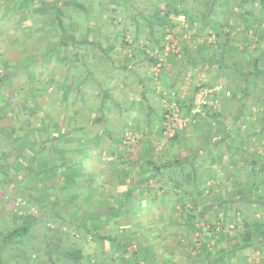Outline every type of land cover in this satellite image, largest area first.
<instances>
[{"label":"trees","instance_id":"16d2710c","mask_svg":"<svg viewBox=\"0 0 264 264\" xmlns=\"http://www.w3.org/2000/svg\"><path fill=\"white\" fill-rule=\"evenodd\" d=\"M233 1L229 0L228 5L225 6L230 9V15L228 18L224 17L221 19L218 15L220 10L216 12L213 8H223V0H206L202 4L199 3V0H156V3L153 4L154 8L150 10L153 16L150 15L149 19L146 20L150 37L155 43H158L160 39L165 42L167 35V32L163 31L160 36H155V29L153 28L155 16L157 17L158 25L161 23L163 28L164 25L168 26L173 21L170 18L171 16H182L186 20L197 16L200 22L194 23V29L198 31V34L199 32L202 34L207 33L209 28L215 31V40L209 42L212 45L211 51L209 52L208 49L210 47L209 44L202 42V55L192 57L191 61L186 63L192 64L194 67L200 64L207 65V69H205L207 72H209L211 66L216 65L215 69L212 70L215 72V79L220 77L227 80L235 79L233 82H222L225 83L224 89L217 92L222 93V98H234L236 102L235 112L229 113L230 126L224 124L219 130L212 128L208 132L210 142L209 140L202 142L197 148H190L181 156L173 157L168 154L160 158L157 155L158 152L154 151V147L149 149L153 140L141 137L131 143L132 146H139L138 150L134 151L135 158L126 159V153L128 152L126 148L118 149L119 145H123L122 134L118 131L116 132L109 118L104 116L105 109L107 108V111L110 109L107 106L110 103L108 101L110 94L103 87L105 83L99 81L101 83V91L97 95H100L99 110L103 114L95 118V122L98 124L104 122L103 128L108 132L106 135L110 141L108 153L113 150L123 164L125 162L124 159L127 160L126 163L128 164L135 160V163L140 166L137 171L141 173L140 178L133 179L128 188L121 187L122 176L120 172L113 175L114 186L117 185L118 188L117 190L114 189L111 195L114 200L109 203V213L102 215L111 219L110 223L114 225L109 232L100 233L85 220L87 214L83 210L86 206L84 202L85 197H87L86 191L90 188L92 190L93 187L98 188V186L93 184L96 181L95 176L87 179L88 182L85 184L81 182L82 169L87 162L82 157L74 156L64 143L66 135L70 134L69 129L72 128H59L61 130L58 129V132H52L50 126L48 128L45 121H43L44 118L42 119L43 116L47 117L45 116L46 114L41 117L40 126L39 124H33L29 116V111L33 109L32 105L28 104L25 99L23 103H21L22 101L20 102L19 105L21 107H17V100H14L11 89L5 84L10 75L0 72V188L6 191L9 184L12 183L13 192H18L26 202L32 204L36 211L33 212L31 210L26 213H19L13 211L12 207H6L5 204L0 205V219H4L7 222L6 227L0 228V264H10L11 258H21L25 262H29L32 261L31 257L33 254H36L33 264H60L62 262L63 264H88L83 260L84 255L81 249L74 250L61 247L57 236L53 234L57 228H50L42 222V214L45 212V214L50 213V215L57 214L60 216L63 210L59 206L67 208L71 205L73 210L71 211L78 216H76L75 220L70 218L69 222L74 223L78 228L85 231L86 235L99 242L117 243L123 249L126 243L122 244V242L118 241V234L123 229L118 218L123 205L128 202L131 203V209L135 211V214L138 211L139 202L145 203L147 207V211L141 209L144 213L139 214L140 218L150 221L147 228L143 227L145 224L140 226L141 233L146 236V241L140 240L139 246L142 252H138V250L133 252L143 257L139 260L143 263L149 257L147 256L148 250L153 249L151 254L153 260L155 259L153 264H186L188 260L189 264H238L233 260L242 251L250 247L253 250H259L261 258L258 262L249 261L247 264H264L263 221L260 218H253L249 213L250 211L245 208V205L240 204L236 214L239 217V223H237L235 217L232 218L230 222L235 224V229L228 231L225 230L229 226L228 216L223 215L221 212L220 214L216 213V208H225L231 202V194L233 193H237L235 200L254 203L253 210L255 212H260L264 209V158L263 156L257 157L253 153L249 152L247 154L243 151L245 142L257 141L262 144L264 153V23L261 26L264 21V0H239V19L242 20L241 33H247L251 30L253 34V38L239 37V41L236 40L235 34L232 33L231 23L237 21V18L233 16L235 11ZM161 2L165 4L163 14H160L159 4ZM109 3L116 6L115 0H109ZM255 3H257L256 6H254ZM10 4L17 7V13L19 14H17L15 19L19 22V26L26 27L25 31L28 34L33 30L28 25L29 23L22 20L21 16L25 15V13L20 12V5H25V8L22 7L25 11L32 10L37 11V13L44 8L45 11L40 14L42 19V23L40 22L41 28L39 29L37 26V31H47L50 37H58L57 42L52 44L47 51H44L46 55L44 57L56 56L61 59L62 65L66 68L67 73L63 75V80L54 84L56 87L62 86L60 88L63 90L62 100L68 101L70 97L74 96L72 98H75L76 95H80L83 100L85 92L88 90L87 87H84L87 80L86 77L91 76V79L96 80L93 77L94 74L96 75V73L103 71L110 72L109 67L116 68L115 60L111 58L112 53L117 51L116 43L113 41L114 33L113 30H105L103 25H115L114 21L118 17L117 14H112L110 19L102 26L99 24L98 19L93 27V31L97 33L96 36L98 37L94 41H90L86 38H76L74 29L69 26L72 11L67 7L68 5L86 10L84 4L77 0H53L48 6L40 3L37 8L31 7L32 3L30 0H0V8ZM195 8L202 9V12L200 14L196 13ZM130 12L132 13L131 10ZM259 12H263V14H259ZM97 15L95 14L96 18ZM119 15L121 16L120 13ZM137 15L144 18L141 11H138ZM256 15H259L258 18ZM259 18L262 19V22ZM131 19L136 21V25L139 24L136 20V15L131 16ZM115 26L117 27V25ZM101 33L103 35L99 36ZM121 33L122 30L120 29L118 34L121 37L123 47L129 46L127 42L122 40ZM239 42L241 44L240 47L237 46ZM75 43H80L79 45H89L91 43L97 48V51L87 53V46H80V48L75 49L73 46ZM25 47L28 53L32 54L28 55L26 62L22 64L27 67L28 64H34L33 56L40 52V47L36 43H30L29 46L26 44ZM168 56L176 57V54L170 52ZM67 57H72V65L63 63V59ZM129 60L131 59L128 58L127 61ZM147 62L150 66H156L161 63L158 57L152 55L147 56ZM247 62L249 63L247 64ZM106 63L110 66L103 70V65ZM4 68L7 72H19L11 64ZM121 68L127 70L130 67L125 64ZM181 68L184 69V66L181 65ZM83 69L85 72L81 75L80 72ZM68 73L72 74L68 75ZM154 73L155 71L151 72L153 77ZM35 74L28 72V77H26L30 80L29 75L35 76ZM156 75H159L158 78L161 80L166 78L164 69L160 73L157 72ZM68 77L73 80L72 87L75 92L67 83ZM206 84L207 82H202L201 87H205ZM249 85L252 86L251 91L248 89ZM36 86L32 92L33 96L45 94L46 83H43V80L37 79ZM199 89L200 87L195 86L190 95L181 96L178 89L175 86H171L166 94L160 95L165 97L168 102L166 106L162 105L161 119H169L174 112L180 118L193 116V113H195L192 112L194 107L193 99ZM20 90L21 88L18 89L19 92ZM72 91L73 95H71ZM225 91H228L229 94L226 95ZM249 96L251 105L256 107L255 110L251 111L254 114H258L259 118L251 120V128L244 132L241 127L243 124L250 122L248 120L251 118V114H248V116L244 115V111L247 108L242 101L245 98H249ZM201 107L200 112H197L194 116L204 115L205 118L210 120L224 116L222 112H219L211 104L203 103ZM258 107H261V109L259 110ZM148 108L149 111L154 110L150 105H148ZM8 112L11 114V123L3 124L2 120L8 118ZM235 124L237 125L234 126ZM231 126H234L233 129L235 130L233 134L231 133ZM162 129H166V126L162 125ZM173 131L174 133L171 136H167L166 141L169 140L175 147L180 149V137L183 135V130L176 127ZM39 135L40 137H38ZM240 136L242 137L240 138ZM236 138L239 139L238 144L236 143ZM76 146L82 147L78 142H76ZM222 147H224L223 150ZM42 158H45L44 162L41 161ZM77 166L82 169L78 170ZM233 167H236V169ZM58 169H65L64 171L68 172L61 180L59 179ZM126 170L127 168H124V172ZM12 173L20 176L19 183L11 182L13 181ZM224 173L227 174L226 178L232 173L231 181L228 180L230 189L223 182ZM54 179L59 184L58 188L68 191L69 195L65 197L64 194V197L61 198L56 193L57 187L55 183H46L47 180L53 181ZM144 191H148V196L154 198L155 204L153 207L149 206L151 199ZM175 197L181 199L179 203L181 213L178 214L179 218H169L167 222L172 223L182 231H191L199 238H197L198 248L195 251H193L194 246L190 245H184V249L178 248L177 245H180V243L176 238L165 236L158 240L156 245L151 238L157 232V229L161 228L160 226L166 228V225L161 223L158 211L161 207H164L165 211H167L169 204L171 201L173 202L172 199ZM151 208L153 209L151 210ZM151 212L154 213L152 216ZM208 212L211 213L210 218H208ZM9 219L12 220L11 223ZM68 223L64 224V226H67ZM37 226L44 227V232L39 233L38 230H35ZM143 228L144 230H142ZM216 235L219 236V239L212 244H206L203 239L214 238ZM39 239L40 242H37ZM171 244L175 245V250H181L183 253L182 255L175 253L176 257L173 260L170 258L172 251L167 250V246ZM185 252H187L186 255ZM40 254L44 256V263L39 260ZM134 259L132 263L138 264V258ZM121 260L123 261V259ZM111 261L107 264H117L113 260ZM14 264H19V260H16Z\"/></svg>","mask_w":264,"mask_h":264},{"label":"rangeland","instance_id":"374dc122","mask_svg":"<svg viewBox=\"0 0 264 264\" xmlns=\"http://www.w3.org/2000/svg\"><path fill=\"white\" fill-rule=\"evenodd\" d=\"M30 1L32 3V8L39 7L38 4L40 3H44L45 6H48V4L53 2V0ZM77 1L84 4L86 7L85 11L77 6L68 5L67 7L72 11L69 26L74 29L75 36L78 39L86 38L87 40L94 41V39L98 37L96 36L97 33L93 31L95 22L99 19V24L102 26L110 19L112 14L118 15L114 21V24L117 25V27L115 25H103L105 30H113L114 33L113 41L116 43L117 51L112 53L111 58L115 60L114 64L116 65V68L113 69L106 63L103 65V70H106L107 67H109L110 72L103 71L96 73V75L94 74L93 77L96 80L91 79V76L86 77L87 80L84 87H87L88 90H85L86 92L83 100L80 95H76L75 98H72L74 97L72 96L68 99V101L62 100L63 90L60 89L62 86L58 84L59 86L57 85L58 87H56L54 85L63 80V75L67 73V71L62 65L60 58H57L56 56L44 57L46 56L44 51H47L52 44L57 42L58 39V37H50L47 34V31H37L38 27L39 29L41 28L40 24L42 23V19L40 14L45 11L44 8L40 9L37 13V11L32 10L25 11V5H20V12L25 13V15L21 16L22 20L29 23L28 25L32 27L33 30L28 34L25 31L26 27L19 26V22L15 19L17 14H19L17 13V7L12 4L8 6H1L0 72L8 73L10 75L5 84L9 87V89H11L14 100H17V107H21L19 104L21 101V103H23L25 99L28 104L32 105L33 109L32 111H29V116L33 124H39L40 126L42 122L41 117L46 114L45 116L47 117L45 118L43 116L42 119L44 118L43 121H45L48 128L50 126V130H52V132H58L61 130L59 128H72L69 129L70 134L68 133V135H66L67 137L64 143L68 146L66 148H68L74 156L82 157L87 162L83 169L79 166L76 167L78 170L82 169L81 182L85 184L88 182L87 179L91 176H95L96 181L93 184L94 186H98V188L93 187L92 190H90V188L86 191L87 197H85L84 200L86 206L83 210L87 214L85 220L100 233H105L109 232L114 227V225L110 223L111 219H108L106 216H102L103 214L106 215L109 213V203L114 200V197H111V195L114 192V189L117 190L118 188L117 185L114 186L115 181L113 179V175L117 172L121 173V187L123 188H128L133 179L136 180L140 178L141 173L137 171L140 167L139 164H136L135 160H132V163L130 164L126 163V159L135 158L134 151L139 148L138 145L132 146L131 143H133L134 140H139L141 137L147 139L151 138L153 142H151V147L149 149L154 147V151L158 152L157 155L161 158L168 154H171L173 157L181 156L188 151V149L197 148V146L201 145L202 142H206L208 140L210 142L208 132L212 128L219 130L222 126H224V124L230 126L229 113L235 112L236 102L234 98H222V93L217 92L224 89L223 86L225 83L222 82H233L235 79L231 78V80H227L221 77L215 79V72L212 70L215 69L216 65L211 66L209 68V72H207L205 71V69H207V65L200 64L194 67L192 64H186L187 61H191L192 57L202 55V42L209 44L210 47H208V49L210 52L212 45L209 42H213L215 40V31L213 29H207V33L205 34H202L201 32L198 34V31L194 29V23L200 22V19L197 16L188 20L184 19L182 16H171L170 18L173 21L168 26L164 25V28L161 27V23L158 25V20L155 16V24L153 25V28L155 29V36H160L163 31L167 32L165 42L160 39L158 43H155L150 37L146 20L149 19L150 15L153 16L150 13V10L154 8L153 4L156 3V0H115L116 6L109 3V0ZM205 2L206 0H199V3L201 4ZM233 2L235 7L233 16L237 18V21L231 23L232 33L235 34L237 41H239V37L253 38L251 30L247 33H241L242 20L239 19V0H234ZM223 3V8H213L216 12L217 10H220L218 15L221 19L224 17L228 18L230 15V9L225 7L228 5L229 0H223ZM256 4L257 3H255L254 6H256ZM159 6L161 9L160 14H163L165 4L161 2ZM128 8L130 9L128 10ZM195 10V12L199 14L202 12V9L195 8ZM138 11L143 13L144 18L137 15ZM95 14H98L97 18L95 17ZM259 14H263V12H259ZM134 15H136V20L139 22L137 25L136 21L131 19V16ZM258 16L259 15H256L257 18ZM260 19L261 18H259V20ZM263 23L264 21L261 23V26H263ZM120 29L122 30V40L127 42L129 45L127 47H123L121 43V37L118 34ZM102 35L103 33L99 34V36ZM30 43H36V45L38 44L40 52L35 54L36 56H33L35 60L34 64H28L26 67L22 64L26 62V57L32 54L28 53L25 45L28 44L29 46ZM79 44L80 43H75L73 45L74 48L77 49L80 48V46H87V53L97 51V48H95V46L91 43L89 45ZM237 46H241L240 42ZM170 52L176 54V57L168 56ZM150 55L158 57L161 63L156 66H150L147 62V56ZM128 58L131 60L127 61ZM4 62H6V64H4ZM63 63L72 65V57L63 59ZM248 63L249 62H247V64ZM10 64L15 66L19 72H7L4 67L10 66ZM125 64L130 68L127 70L121 68V66H124ZM181 65L184 66V69L181 68ZM156 67L158 68L157 70L159 73L162 69H164L166 73L165 79L161 80L158 78L159 75H156V72L154 73V77L151 75V72H154ZM28 72L33 73V75L35 73L36 74L35 76L31 75L32 77L29 75V80L27 78ZM84 72L85 70L83 69L80 74L82 75ZM71 74L72 73H68V75ZM70 78L67 83L75 92V89L72 87L73 80H70ZM37 79H41L43 80V83H46V95H32L33 90L37 87ZM99 81L101 83H105L103 87L110 94V97L112 96L111 98H108L110 103L107 106H109L110 109L109 111H107V108L105 109L106 111L104 116L109 118L114 130H116V132L118 131L123 136V145H119L118 149H122L124 147L126 148V151H128L126 153V159H124V164L120 161L119 157L113 150L111 153H108L110 141L106 135L108 132L105 128H103L104 122L100 124L95 122V118L103 114V112L99 110L100 95H97L101 91V83ZM202 82H207L206 86L203 88L201 87ZM171 86H175L181 96L190 95L195 86L200 87L194 95L193 105L196 107L197 104H200L199 106L201 107L202 103L197 102L199 99L207 104H211L219 112H222L224 116L210 120L205 118L204 115L194 116L197 113H193L194 115L190 118H180L179 116L175 118L173 115V117H170L167 120H162V105L166 106L168 102L165 97L160 95L166 94ZM20 88L21 90L19 92L18 89ZM248 89L251 91L252 86L249 85ZM73 91L71 92V95H73ZM228 91H225L226 95L229 94ZM242 102L245 103L247 108L244 111V115L248 116V114H251V118L248 120L250 122L243 124L241 127V129L246 132L248 128H251V120L258 119L259 115L252 112L256 107L251 105L250 96L247 99L245 98ZM148 105L152 106L154 110L149 111ZM258 108L259 110L261 109V107ZM7 116L8 118L2 120L3 124L11 123L10 112L7 113ZM162 125L166 126V129H162ZM236 125L237 124L234 126ZM234 126H231L232 134L235 132L233 129ZM176 127L183 130V135L180 137V149L175 147L169 140L166 141L167 136H171L174 133L173 129ZM242 136H244V134H242ZM242 136H240V138ZM38 137H40V135ZM238 141L239 139L236 138L237 144ZM76 142H78L82 147L76 146ZM223 148L224 147H222V150ZM243 151L247 154L250 152L257 157L263 156L264 158L263 146L257 141L245 142ZM41 161L44 162L45 158H42ZM124 168H127L126 172H124ZM233 168L236 169V167ZM64 170L65 169H58L60 180L68 174V172ZM226 175L227 174L224 173L223 182L226 186H228V189H230L228 180L231 181L232 173H230L227 178ZM12 180L13 181L11 182L19 183L18 181L20 180V176L16 173H12ZM51 182L55 183V186L57 187L56 193L61 196V198L64 197V194L65 197L69 195L68 191L58 188L59 184L56 183L57 181H55V179L53 181H46L47 184H50ZM13 189L14 187L12 188V183L9 184L6 191H3V189L0 188V205L5 204L6 207H12L13 211H17L19 213L30 212L31 210L36 212L32 204L26 202V200L23 199L18 192H13ZM139 190H141V188H139ZM144 192L148 196V191ZM236 196L237 193L231 194V202L228 203L225 208H216V213L220 214L221 212L223 215L228 216L227 220L229 222V226L228 228H225V230L230 231L233 228L235 229V224L230 222L232 218L235 217V220L239 223V217L236 214L238 211V205L240 204L245 205V208L250 211L249 213L253 218H260L264 223V209L260 212H255L253 210V207L255 206L254 203L240 202L238 199L235 200ZM148 197L151 199L149 206L153 207L155 204L154 198L152 196ZM144 199L146 198L144 197ZM172 200L173 202L171 201L167 211H165L164 207H161L158 211L161 223L165 224L166 228L160 226L161 228L157 229V232L153 234L151 238L154 240L153 242L155 245L158 243V240L164 238L165 236L176 238V240H179L180 243V245H177L178 248L184 249V245H190L194 246L193 251H195L198 248L199 243L197 240L199 238L191 231H182L178 229L177 226L167 222L169 218H179L178 214L181 213V207L179 206L181 199L175 197ZM138 204L140 205L137 206L138 211L136 214L135 211L131 209V203L128 202L123 205V209L119 215L118 219L121 226H123V229H121L118 234V241L122 242V244L126 243L123 249L114 242L96 241L94 238L86 235V232L78 228L74 223H70V218L75 220L76 216H78L72 212L73 210L71 205L67 208L59 206V208L63 210V213H61L60 216L57 214L50 215V213L45 214V212L42 214L41 220L50 228H57L53 234L57 236L61 247L74 250L81 249L82 254L84 255L83 260L85 263L107 264L113 260V262L117 264H134L132 263L135 260L134 258H138L139 261L143 257H140V254H135L133 252H137L136 250H138V252L142 250L139 246L141 239L146 241V236L141 233L140 226L145 224L143 227L147 228L150 222L149 220L142 217L140 218L139 216V214L144 213L141 209L147 211L145 203L139 202ZM152 209L153 208H151V210ZM153 214L154 213L151 212V216ZM210 217L211 213L208 212V218ZM10 219L9 222L11 223L12 220ZM66 223H68V225L64 226ZM238 225L240 226V224ZM6 226L7 222L4 219H0V228ZM35 228V230H38L39 233L44 232V227L42 228L41 226H37ZM144 228L142 230H144ZM203 239L206 241V244H212L215 240L219 239V236L216 235L214 238H210L211 240H206V238ZM37 242H40V239ZM175 249L174 244L167 246V250L172 251V256L170 257L172 260L176 257L175 253L179 255L183 254L181 250ZM152 251L153 249H149L147 253V256H149L148 259L144 263L139 261L138 264H153L155 259L153 260L151 257ZM186 254L187 252H185V255ZM31 258L32 261L29 262H25L21 258H11L10 264H14L16 260H19V264H33L35 262L36 254H33ZM260 258L261 256L259 254V250H253L249 247L242 251L240 255H237L233 261L238 264H247L249 261L258 262ZM121 259H123V261ZM39 260L44 263V256L42 254H40ZM60 264H63V262ZM186 264H189V260Z\"/></svg>","mask_w":264,"mask_h":264},{"label":"built area","instance_id":"2783aa9c","mask_svg":"<svg viewBox=\"0 0 264 264\" xmlns=\"http://www.w3.org/2000/svg\"><path fill=\"white\" fill-rule=\"evenodd\" d=\"M158 68L156 67L155 69H154V71L156 72V74H157V72H158V70H157ZM197 101V100H196ZM197 102H201L202 104L203 103H205L204 101H201V100H199L198 99V101ZM200 104H197L196 105V107L194 106V108H193V111L192 112H195V113H197V112H200V110H201V107L199 106ZM174 116H175V118L176 117H178V115H177V113L176 112H174V114H173ZM173 117V116H172Z\"/></svg>","mask_w":264,"mask_h":264}]
</instances>
